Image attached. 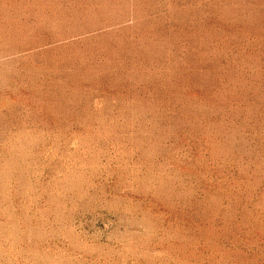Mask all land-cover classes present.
I'll use <instances>...</instances> for the list:
<instances>
[{
  "label": "rangeland",
  "instance_id": "374dc122",
  "mask_svg": "<svg viewBox=\"0 0 264 264\" xmlns=\"http://www.w3.org/2000/svg\"><path fill=\"white\" fill-rule=\"evenodd\" d=\"M0 264H264V0H0Z\"/></svg>",
  "mask_w": 264,
  "mask_h": 264
}]
</instances>
